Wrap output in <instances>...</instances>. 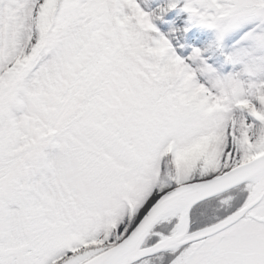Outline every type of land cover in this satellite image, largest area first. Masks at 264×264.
Masks as SVG:
<instances>
[{
  "label": "snow or ice",
  "instance_id": "obj_1",
  "mask_svg": "<svg viewBox=\"0 0 264 264\" xmlns=\"http://www.w3.org/2000/svg\"><path fill=\"white\" fill-rule=\"evenodd\" d=\"M0 264H264V0H0Z\"/></svg>",
  "mask_w": 264,
  "mask_h": 264
},
{
  "label": "rangeland",
  "instance_id": "obj_2",
  "mask_svg": "<svg viewBox=\"0 0 264 264\" xmlns=\"http://www.w3.org/2000/svg\"><path fill=\"white\" fill-rule=\"evenodd\" d=\"M178 13H179L178 9L177 10H173L172 12L169 13L167 19L171 20V19L175 18L176 25L177 26H182L183 23H184V19L186 17V14L179 13V16H178ZM157 24L160 27L162 32H167L169 30V28H170V24L169 23H160L159 21H157ZM197 31H199V29H197V28H193L191 30L192 33H195Z\"/></svg>",
  "mask_w": 264,
  "mask_h": 264
}]
</instances>
